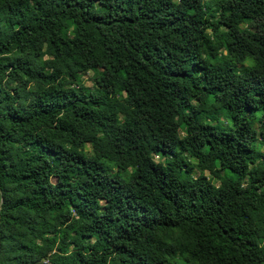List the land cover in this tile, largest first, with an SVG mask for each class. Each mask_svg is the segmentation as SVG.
<instances>
[{
    "label": "trees",
    "instance_id": "16d2710c",
    "mask_svg": "<svg viewBox=\"0 0 264 264\" xmlns=\"http://www.w3.org/2000/svg\"><path fill=\"white\" fill-rule=\"evenodd\" d=\"M0 245L264 264V0H0Z\"/></svg>",
    "mask_w": 264,
    "mask_h": 264
},
{
    "label": "rangeland",
    "instance_id": "374dc122",
    "mask_svg": "<svg viewBox=\"0 0 264 264\" xmlns=\"http://www.w3.org/2000/svg\"><path fill=\"white\" fill-rule=\"evenodd\" d=\"M91 76H92V73H89L86 77L83 78V81L84 83L89 86L91 85ZM223 124V122H221ZM258 126V125H257ZM83 152V151H82ZM85 157L89 158V159H92L94 157V155L91 153V146L90 145H87L85 147V150L83 152V154ZM156 160H158V158H155ZM101 163H103L104 167L106 168V171L108 174L110 175H115L117 174V168L112 165L110 162L108 161H101ZM120 175L123 177V178H128V174H125L124 172H121ZM207 176H209L208 173H206ZM194 176L195 177H198L199 176V171L198 170H195L194 171Z\"/></svg>",
    "mask_w": 264,
    "mask_h": 264
},
{
    "label": "water",
    "instance_id": "95a60500",
    "mask_svg": "<svg viewBox=\"0 0 264 264\" xmlns=\"http://www.w3.org/2000/svg\"><path fill=\"white\" fill-rule=\"evenodd\" d=\"M0 250H1V245H0Z\"/></svg>",
    "mask_w": 264,
    "mask_h": 264
}]
</instances>
